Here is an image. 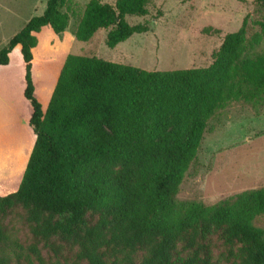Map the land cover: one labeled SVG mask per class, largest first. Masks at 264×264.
<instances>
[{
	"label": "trees",
	"instance_id": "1",
	"mask_svg": "<svg viewBox=\"0 0 264 264\" xmlns=\"http://www.w3.org/2000/svg\"><path fill=\"white\" fill-rule=\"evenodd\" d=\"M151 1L90 0L72 33L88 42L107 30L114 49L150 31L127 17L147 16ZM73 13L70 0H47L0 51V65H8L21 46L36 136L19 189L0 195V264H46L40 245L53 238L87 264H221L207 241L217 231L228 264H264V228L254 224L264 215V188L215 205L175 199L209 122L233 104L264 108V51H257L264 19L250 34L247 15L207 67L146 71L69 55L45 109L35 96L33 51L44 28L64 33ZM211 32L220 31L204 29ZM20 210L28 245L7 222Z\"/></svg>",
	"mask_w": 264,
	"mask_h": 264
},
{
	"label": "rangeland",
	"instance_id": "2",
	"mask_svg": "<svg viewBox=\"0 0 264 264\" xmlns=\"http://www.w3.org/2000/svg\"><path fill=\"white\" fill-rule=\"evenodd\" d=\"M70 1L74 15L68 29L56 34L51 28H44L33 51L35 96L45 109L69 55L96 56L146 71L207 67L224 37L238 31L247 15H250V34L260 32L258 22L264 19V7L259 0H152L147 16L127 17L132 25L148 24L150 31L134 34L111 49L105 42L107 30L98 31L88 42L75 38L72 31L90 0ZM116 1L102 0L110 4ZM46 4L47 0H0V50L33 17L42 15ZM208 27L220 32L206 34L204 29ZM257 51L263 52L264 44ZM21 56L20 51H13L9 69H0V149L6 148L13 160L23 158L29 148L30 156L35 142L29 124L32 106L24 96L25 64ZM4 176L0 177V188L8 194L13 192L8 186L15 184V174L7 179ZM260 188H264V108L233 104L209 122L197 158L175 199L177 203L196 201L215 205L243 191ZM23 214L20 210L7 222L28 245L32 241L27 226L22 225ZM254 224L264 228V215ZM207 241L212 246L214 260L228 264L223 232L213 233ZM40 250L46 264H87L76 262V248L57 238L48 244L41 243ZM142 256L141 253L138 261Z\"/></svg>",
	"mask_w": 264,
	"mask_h": 264
},
{
	"label": "crops",
	"instance_id": "3",
	"mask_svg": "<svg viewBox=\"0 0 264 264\" xmlns=\"http://www.w3.org/2000/svg\"><path fill=\"white\" fill-rule=\"evenodd\" d=\"M46 28H50V27H46ZM5 47H3V48H5ZM15 50H18V51L21 52V46L18 45L17 47H15L13 49V51H15ZM13 51L9 55V58H10L9 64L8 65H0V69H9V67L11 65V55H12ZM21 55H22V53H21ZM21 57H22V60H23V56H21ZM25 74H26V71H25ZM25 83H26V80H25ZM35 91H36V85H35ZM43 108H45V107L43 106ZM32 113H33V111L31 112L30 119H31ZM30 119H29V122H30ZM35 141H36V136H35ZM34 144H35V142H34ZM34 144H33V147H34ZM30 149L31 148H29L27 154L23 158L20 157V158L14 159V160L10 157L11 154L6 148L0 149V177H1V175L5 174L4 178L7 179L8 177L9 178L11 177V174H15V184H13L12 186H8L9 190H13V192H10L8 194L16 192L19 189L18 186L20 187L19 183L21 184L20 181L23 178L24 172L26 170L28 161H29L30 156H31V155L29 156ZM32 150H33V148H32ZM31 153H32V151H31ZM12 154H14V153L12 152ZM7 160H9V162H7ZM13 168H15L17 170H13ZM14 190H16V191H14ZM8 194H4L3 191L0 188V195L1 196H6Z\"/></svg>",
	"mask_w": 264,
	"mask_h": 264
}]
</instances>
